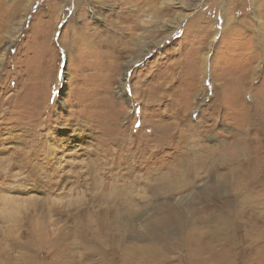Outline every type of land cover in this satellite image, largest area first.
<instances>
[{"label": "rangeland", "instance_id": "obj_1", "mask_svg": "<svg viewBox=\"0 0 264 264\" xmlns=\"http://www.w3.org/2000/svg\"><path fill=\"white\" fill-rule=\"evenodd\" d=\"M160 1L0 0V264H264V0Z\"/></svg>", "mask_w": 264, "mask_h": 264}, {"label": "bare ground", "instance_id": "obj_2", "mask_svg": "<svg viewBox=\"0 0 264 264\" xmlns=\"http://www.w3.org/2000/svg\"><path fill=\"white\" fill-rule=\"evenodd\" d=\"M151 1H153L154 3H156V1H160V0H151ZM177 1H179V0H164V2L162 1H160L161 3H162V5L164 6L165 4H167V3H169V4H171V3H177ZM203 0H197V2L199 3V2H202ZM97 2L99 3V4H101V5H105V4H107V3H109L110 2V0H97ZM123 3V2H122ZM158 3V2H157ZM156 3V4H157ZM197 3V4H198ZM126 5H129V4H126ZM130 6V5H129ZM158 6V5H157ZM127 8V7H126ZM128 9H130V10H126L127 11V13H125L124 14V16H123V20L125 21H129V15L131 16V14L132 15H135V17H139L140 18V13H141V9L139 8V6L138 5H133V6H130V7H128ZM127 15H128V17H127ZM156 15H158V14H156ZM156 15H153V16H156ZM157 17H159V16H157ZM153 18L151 17V15H148L145 19H142L141 20V22H140V24H137L136 25V28H138L139 26L141 27V28H146V26L147 25H149L153 20H154V22H156L157 20H156V18H154L153 20H152ZM232 20V19H231ZM231 20H227V22H228V24L230 23V21ZM121 21V20H120ZM122 22V21H121ZM177 22H178V24H180V22H182V20L180 19V20H177ZM233 22V21H232ZM157 23V22H156ZM228 24H227V26H228ZM235 24V22H233V24L232 25H234ZM177 25V24H176ZM231 25V26H232ZM151 26V25H150ZM125 28V27H124ZM176 30V28H173L171 31H175ZM174 34V32L172 33V35ZM140 59V57H138V58H136L135 59V61H132L133 63L134 62H137V60H139ZM201 61H202V59H201ZM132 63L130 62L129 63V65H127V69H129V67H130V65H131ZM121 91H123L124 90V92H125V88H126V84H125V82H124V84H123V82L121 83Z\"/></svg>", "mask_w": 264, "mask_h": 264}]
</instances>
